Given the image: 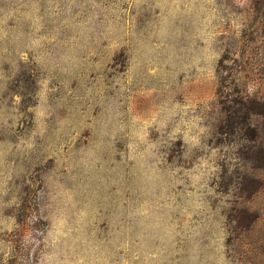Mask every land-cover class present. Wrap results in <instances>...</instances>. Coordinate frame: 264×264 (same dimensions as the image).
<instances>
[{
  "label": "rangeland",
  "instance_id": "374dc122",
  "mask_svg": "<svg viewBox=\"0 0 264 264\" xmlns=\"http://www.w3.org/2000/svg\"><path fill=\"white\" fill-rule=\"evenodd\" d=\"M0 264H264V0H0Z\"/></svg>",
  "mask_w": 264,
  "mask_h": 264
}]
</instances>
